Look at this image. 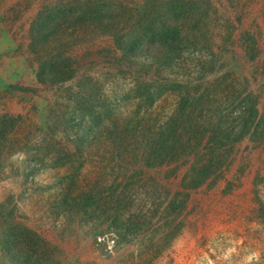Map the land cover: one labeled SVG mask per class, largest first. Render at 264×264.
I'll use <instances>...</instances> for the list:
<instances>
[{"label":"rangeland","instance_id":"374dc122","mask_svg":"<svg viewBox=\"0 0 264 264\" xmlns=\"http://www.w3.org/2000/svg\"><path fill=\"white\" fill-rule=\"evenodd\" d=\"M58 1L0 0V115L20 118L13 134L16 146L1 156L6 168L0 173V264H264V141L237 142L220 174L189 191L179 187L184 168L176 176L170 166L112 170L102 167V150L86 149L80 158L71 154L74 145L65 137L64 124L56 121L65 112L49 111L54 88L38 80L39 62L28 46L36 12L43 5L53 11ZM208 1L206 44L222 48L228 64L255 76L251 87L259 95L261 111L264 0ZM173 2L124 0L110 28L119 30L122 42L145 44ZM74 30L69 28L71 35L61 40L63 50L78 62L67 86L100 80L110 92L134 83L141 69L120 64L122 53L111 34L88 29L86 22H77ZM227 30L229 42L224 39ZM244 31L258 41L254 61L240 46ZM161 105L159 110L166 111L165 101ZM67 159L76 162L49 167ZM80 159L85 167L78 174L74 166ZM94 182L99 198L108 199L113 189L123 193L118 204L120 229L108 217L110 204L98 208L81 198L95 193L88 186ZM183 199V207L172 211ZM105 233L115 237L113 255L96 240Z\"/></svg>","mask_w":264,"mask_h":264},{"label":"trees","instance_id":"16d2710c","mask_svg":"<svg viewBox=\"0 0 264 264\" xmlns=\"http://www.w3.org/2000/svg\"><path fill=\"white\" fill-rule=\"evenodd\" d=\"M75 1L79 0H59L53 11L41 6L28 29V46L39 62L37 78L54 88V100L48 109L65 112L56 121L64 124L65 137L74 145V157L96 148L103 151L102 167L112 170L129 171L140 164L170 166L176 176L184 168L179 187L189 191L220 174L237 142L264 141V105L259 111V95L251 87L255 76L228 64L222 48L206 44L208 0H174L166 11L169 13L160 15L158 28L145 44L139 40L122 42L119 30L110 28V20L124 0H87L79 6ZM77 22H86L91 30L108 32L118 41L120 64L129 70L135 65L141 69L131 86L109 92L100 80L66 85L74 79L73 66L78 62L63 50L61 40L71 35L69 28L75 31ZM226 32L224 39L229 42L231 35ZM239 43L247 58L256 60L259 46L254 34L242 32ZM150 70L154 71L151 76ZM162 101L168 105L163 112L159 110ZM19 119L0 115V173L6 168L2 153L16 146L13 134ZM73 162L76 160L67 159L49 167ZM74 167L81 174L85 162L80 159ZM98 182L88 185L90 192H95ZM122 194L113 189L108 199L99 198L96 192L81 198L98 208L110 204L108 217L117 230ZM183 205L184 199L172 211Z\"/></svg>","mask_w":264,"mask_h":264},{"label":"built area","instance_id":"2783aa9c","mask_svg":"<svg viewBox=\"0 0 264 264\" xmlns=\"http://www.w3.org/2000/svg\"><path fill=\"white\" fill-rule=\"evenodd\" d=\"M98 244L103 246L107 255H113L115 252L116 240L112 233H105L97 236Z\"/></svg>","mask_w":264,"mask_h":264}]
</instances>
